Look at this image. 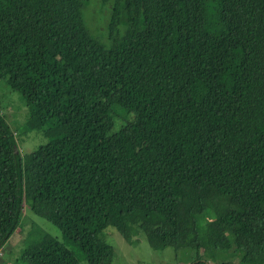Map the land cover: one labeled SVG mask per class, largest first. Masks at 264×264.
I'll return each mask as SVG.
<instances>
[{
  "label": "trees",
  "instance_id": "obj_1",
  "mask_svg": "<svg viewBox=\"0 0 264 264\" xmlns=\"http://www.w3.org/2000/svg\"><path fill=\"white\" fill-rule=\"evenodd\" d=\"M91 1L0 0V78L48 138L21 157L0 113V250L26 203L87 264H111L108 226L264 264V0H104L103 41ZM29 237L19 261L80 264Z\"/></svg>",
  "mask_w": 264,
  "mask_h": 264
},
{
  "label": "rangeland",
  "instance_id": "obj_2",
  "mask_svg": "<svg viewBox=\"0 0 264 264\" xmlns=\"http://www.w3.org/2000/svg\"><path fill=\"white\" fill-rule=\"evenodd\" d=\"M110 3L104 0H92L89 7L83 11V19L91 33L103 41L101 37L105 31ZM0 113L15 134L17 146L21 157L37 149L48 142L43 133L28 128V108L25 98L18 92L9 89L6 80L0 78ZM41 232L49 234L63 243L79 260L80 264H87L76 244L67 242L61 231L53 224L31 212L29 206L24 203L23 216L20 226L3 245L0 250V264H27L19 261L22 250L27 245V238H35ZM133 232V233H132ZM130 240L125 239L121 233L112 226L105 228L101 237L112 246L114 256L111 264H194L188 262L185 254L192 251L175 252L171 247L157 250L150 247L147 238L142 231L134 226ZM231 262L238 263L237 258ZM209 263V262H208ZM207 264V263H206ZM213 264V263H212ZM215 264H219L216 262Z\"/></svg>",
  "mask_w": 264,
  "mask_h": 264
}]
</instances>
